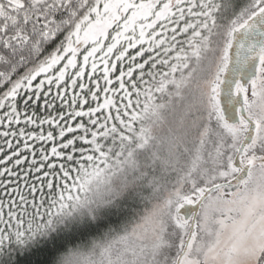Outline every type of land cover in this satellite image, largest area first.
Returning a JSON list of instances; mask_svg holds the SVG:
<instances>
[{
	"label": "trees",
	"instance_id": "trees-1",
	"mask_svg": "<svg viewBox=\"0 0 264 264\" xmlns=\"http://www.w3.org/2000/svg\"><path fill=\"white\" fill-rule=\"evenodd\" d=\"M206 1H193L199 16L172 8L144 37L134 20L125 31V11L99 37L76 47L75 28L94 21L97 0H0V109L12 105L0 119L18 117L19 99L33 88L59 84L74 71L105 73L97 77L95 102L81 106L80 117L68 123L72 131L52 148L38 146L36 153L45 155L35 162L0 138V264L100 261L194 172L217 122L235 135L218 88L235 32L262 4ZM88 15L92 19L82 24ZM245 99L253 114L264 95L254 90Z\"/></svg>",
	"mask_w": 264,
	"mask_h": 264
},
{
	"label": "rangeland",
	"instance_id": "rangeland-1",
	"mask_svg": "<svg viewBox=\"0 0 264 264\" xmlns=\"http://www.w3.org/2000/svg\"><path fill=\"white\" fill-rule=\"evenodd\" d=\"M193 1L206 0H97L92 9L94 21L86 28L77 25L76 47L87 37L97 38L120 16L128 11L123 22L129 31L130 22L139 23L140 35H147V27L156 25L166 13L176 7L180 15H200L193 12ZM264 4V0H257ZM188 4V6H187ZM174 5V6H173ZM151 15L153 16L152 21ZM170 16V15H169ZM166 15L160 21L166 20ZM91 15L82 24L90 22ZM158 21V20H157ZM147 22V23H146ZM221 55V54H220ZM220 55L217 64L220 63ZM220 67V64H218ZM216 67V66H215ZM218 67V66H217ZM41 69V66L37 70ZM264 59L258 77L246 88L264 95ZM208 87V85H207ZM210 89V87H208ZM207 88V89H208ZM210 92V91H209ZM264 100V99H263ZM252 119L258 133L242 164L251 163L248 180L235 191L217 189L201 206L189 248L181 264H257L264 250V102L252 105ZM256 114V115H254ZM230 133L223 122H217L210 149L199 154L185 180L164 200L146 211L122 242L111 245L94 264H175L183 251L190 232V220L181 217L178 209L182 203L194 202L193 196L202 189L230 181L236 175L234 161L239 145L247 133L243 124L231 125ZM244 130V131H243ZM259 150L258 152H253ZM252 151V152H251ZM193 193L195 195H193Z\"/></svg>",
	"mask_w": 264,
	"mask_h": 264
},
{
	"label": "snow or ice",
	"instance_id": "snow-or-ice-1",
	"mask_svg": "<svg viewBox=\"0 0 264 264\" xmlns=\"http://www.w3.org/2000/svg\"><path fill=\"white\" fill-rule=\"evenodd\" d=\"M104 74L91 69L79 74L74 71L72 77L59 84L49 82L43 89L33 88L30 94L26 92L25 96L19 99L22 106L17 108L19 116L13 120H9L7 116L0 119V138L9 141L5 146L11 148V143H16L20 151L31 155L33 162L37 154L44 156L43 149L36 153V148L40 145L52 148L57 139H63L72 131L68 128V123L74 124V118L80 117L81 106L87 107L90 100L95 102L96 95L93 90L99 91L100 83L97 77ZM11 107V103L6 104L4 109H0V116ZM36 109H39L38 113ZM61 125L68 128V132H65ZM20 151L16 153L17 156Z\"/></svg>",
	"mask_w": 264,
	"mask_h": 264
},
{
	"label": "water",
	"instance_id": "water-1",
	"mask_svg": "<svg viewBox=\"0 0 264 264\" xmlns=\"http://www.w3.org/2000/svg\"><path fill=\"white\" fill-rule=\"evenodd\" d=\"M251 25L253 26L247 32L246 39L239 49L238 56H234L235 46L239 41L240 35L247 31L248 27ZM261 45H264V9L256 17L247 21L246 25L235 32L230 50V60L226 69L227 73L224 75L221 83V86H226L228 90L226 92L222 90V93L218 94L226 122H228L230 125L238 124L240 122V113L241 117L249 125L247 134L238 149V153L234 161L236 168L239 169V173L226 183L217 184L206 189L196 203H185L182 208L178 210V214L181 217L183 216L186 219L192 218V223L188 238L184 245V249L179 255L176 264H181L182 259L187 253L194 234L198 214L205 200L220 188H224L227 192L237 190L240 184L249 174L250 165L242 164V155L248 145L254 139L257 133V125L256 122L247 115L243 92L238 91L236 96L233 97V91L235 90L238 82H242L243 86H246L257 77L261 60L258 49ZM251 58L253 60L252 63L247 65ZM244 65H247V68L244 70V72L239 73L241 72V68Z\"/></svg>",
	"mask_w": 264,
	"mask_h": 264
},
{
	"label": "flooded vegetation",
	"instance_id": "flooded-vegetation-1",
	"mask_svg": "<svg viewBox=\"0 0 264 264\" xmlns=\"http://www.w3.org/2000/svg\"><path fill=\"white\" fill-rule=\"evenodd\" d=\"M264 9V4H262L261 6H260V8H259V10L254 14V15H252L247 21H249V20H251L252 18H254V17H256L259 13H261L262 12V10ZM247 21L241 26V27H243L244 25H246V23H247ZM252 26L253 25H251V26H249L248 27V29H247V31H245L243 34H241L240 35V37H239V41L237 42V44H236V46H235V50H234V56H238V53H239V49L241 48V46L243 45V43H244V41H245V39H246V35H247V32L252 28ZM240 27V28H241ZM239 28V29H240ZM258 52H259V54H260V56H261V60H260V65H259V68H258V73H259V70H260V68H261V65H262V62H263V59H264V45L262 46H260L259 47V49H258ZM229 60H230V55H229V58H228V60H227V62H226V64H225V70H224V74H223V77H224V75L227 73L226 72V69H227V66H228V63H229ZM252 58L249 60V62H248V64L247 65H250L251 63H252ZM247 65H244L242 68H241V72H239V73H242V72H244V70L247 68ZM222 77V78H223ZM257 77H258V75H257ZM256 77V78H257ZM255 78V79H256ZM255 79H253V80H255ZM253 80L248 84V85H246V86H243V84H242V82H238L237 83V85H236V88H235V90L233 91V97L234 96H236V94L238 93V91H242L243 92V95L246 97V88L253 82ZM222 90L223 91H227L228 89L226 88V86H219V88H218V94H220V93H222ZM224 95V94H223ZM245 97H244V99H245ZM244 104H245V109H246V112H247V115L251 118L252 117V115L250 114V111H249V109H248V104H247V100L245 99V101H244ZM222 114H223V116H224V112L222 111ZM224 118H225V116H224ZM239 123L238 124H243V125H248V123L241 117V115H240V113H239ZM248 127H249V125H248ZM248 131V130H247ZM257 136V133H256V135H255V137ZM243 162V161H242ZM243 165H247V164H243ZM239 170V169H238ZM249 171H250V168H249ZM238 174V173H237ZM246 179V178H245ZM244 179V180H245ZM242 184V183H241ZM241 184H240V186L238 187V188H240L241 187ZM185 203H182L181 204V207L179 208V209H181L182 208V206L184 205ZM178 209V210H179ZM189 220H192V218H190ZM175 264H176V262H175ZM257 264H264V250H263V252H262V257H260L259 258V260H258V262H257Z\"/></svg>",
	"mask_w": 264,
	"mask_h": 264
}]
</instances>
